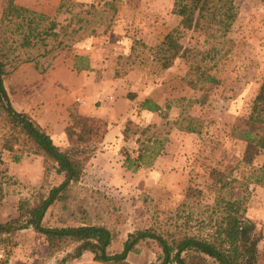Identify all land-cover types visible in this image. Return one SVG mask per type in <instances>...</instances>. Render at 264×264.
I'll list each match as a JSON object with an SVG mask.
<instances>
[{
  "label": "rangeland",
  "instance_id": "374dc122",
  "mask_svg": "<svg viewBox=\"0 0 264 264\" xmlns=\"http://www.w3.org/2000/svg\"><path fill=\"white\" fill-rule=\"evenodd\" d=\"M12 2L30 12L28 26L34 32L30 46L19 47L20 31L13 32L7 0H0V27L12 29L7 36L15 47L2 75L8 100L60 147L66 145L62 129L68 123L67 107L92 115L95 151L72 188L75 200L69 208L80 199L92 205L97 201L100 223L114 232L109 252L118 250L125 234L135 230L209 232L204 206H211L216 194L229 192L233 199L246 198L245 215L255 224L260 234L257 249L264 253V179L258 185L247 183L244 191L240 186L264 164V150L244 164L246 145L237 138L261 82L264 0H233L235 16L223 35L175 28L178 16L171 13L173 0ZM49 23L54 25L50 30L54 36L36 37ZM173 29L193 60L176 58L161 70L153 55ZM193 61L217 83L187 86L184 81L193 80V74L185 73ZM83 66L87 69L79 70ZM145 99L158 107L147 120L139 110ZM186 119L194 133L178 131L173 124ZM126 122L129 132L123 137ZM145 126H150L148 134L165 139L162 151L150 167L128 171L122 166L124 155L135 156L137 131ZM0 159L8 176L1 185L0 222L16 215L20 199L34 197L38 189L44 192L61 178L48 174L42 185V160L32 154L23 153L14 162L12 153L0 148ZM186 196L193 203L182 205ZM110 200L118 206L120 218L102 212ZM42 223L48 227L78 224L57 204L46 211ZM8 239L0 247V264H59L61 253L48 256L43 239L30 229ZM149 246L128 254L127 262L153 264L156 248ZM68 264L98 263L85 253Z\"/></svg>",
  "mask_w": 264,
  "mask_h": 264
},
{
  "label": "trees",
  "instance_id": "16d2710c",
  "mask_svg": "<svg viewBox=\"0 0 264 264\" xmlns=\"http://www.w3.org/2000/svg\"><path fill=\"white\" fill-rule=\"evenodd\" d=\"M6 7L10 12V18L14 19L13 32L20 31L19 47L28 48L30 37L34 32V29L28 26L30 21L27 15L30 12L15 7L12 0H7ZM235 10L233 0H173L171 13L178 16V27L175 28L187 31L213 30L223 35L230 27ZM37 18L41 19L42 16L37 15ZM22 26L28 29L23 30ZM48 26L45 30L37 31L35 36H54L50 31L54 25L49 23ZM34 27L36 29V23ZM77 30L79 29L74 32ZM174 32L176 29L164 35L156 48L157 52L153 55L154 62L161 70L168 68L176 58L188 62L193 60L190 50L181 46ZM11 33L12 29L0 27V148L11 152L14 162H17L23 153L40 157L43 167L42 185L48 174L60 175L61 178L56 185L49 186L44 192L38 189L34 197L22 198L18 201L16 215L0 222V247L9 243L8 238L14 233L30 229L41 236L48 256L61 253L59 264L76 261L85 253L91 256L92 262L98 264H129L126 260L128 254L137 253L142 247L151 248L150 244L156 248V250L152 249L155 255L153 264H264V253L259 251L256 245L260 240V234L255 232V224L245 215L246 198L242 195L233 199L229 192L216 194L211 206H204L209 232L197 235L184 231L155 232L151 228L135 230L125 234L118 250L109 252L114 232L106 224L100 223L101 217L95 212L97 201L92 205L85 199H80L69 208L71 202L75 200L72 188L77 184L81 172L95 151L92 145L94 120L89 116L78 114L74 108L67 107L68 123L62 129L66 145L60 147L53 144L50 137L27 114L13 109L2 82L8 56L15 50L11 45L12 42L8 41L7 34ZM132 49L127 58L131 57ZM193 62L194 64H188L185 73V75L193 74V80L184 81L187 86L194 88L199 84L217 83L205 73L204 67L198 62ZM86 69L87 67L83 66L79 70ZM261 71V82L250 102L244 128L237 131V138L246 145L243 152L244 164L248 163L247 161L256 151L264 150V65ZM114 75L120 73L114 72ZM139 110L156 112L158 107L145 99L139 105ZM186 120L187 122L183 124L175 120L173 124L178 131L194 133L195 128L189 125L188 119ZM129 124L126 122L123 125V137L127 131L129 132ZM149 129L150 126H145L137 131L135 156L131 158L129 155H124L122 161V166L126 170L134 172L139 168L150 167L162 151L165 139L148 134ZM135 130L134 127L131 135ZM2 165L0 159V204L4 194L1 185L8 179L5 175V167ZM245 178L247 181L240 184L243 191L247 183L260 184L264 179V164ZM188 202L193 203L191 198L186 196L182 205ZM56 204L67 218L78 224L44 226L42 220L46 211ZM102 212L105 215L121 217L118 206L112 203V200L105 204Z\"/></svg>",
  "mask_w": 264,
  "mask_h": 264
},
{
  "label": "crops",
  "instance_id": "0c3cea01",
  "mask_svg": "<svg viewBox=\"0 0 264 264\" xmlns=\"http://www.w3.org/2000/svg\"><path fill=\"white\" fill-rule=\"evenodd\" d=\"M140 113H142L143 114V117L142 118H145L144 120H147V119H149V117H150V112H148V111H145V110H140ZM90 117H92V115L90 114L89 115Z\"/></svg>",
  "mask_w": 264,
  "mask_h": 264
}]
</instances>
